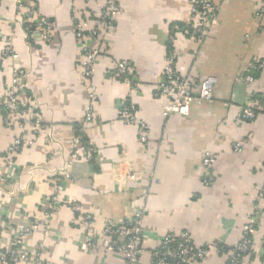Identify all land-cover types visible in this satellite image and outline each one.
Returning <instances> with one entry per match:
<instances>
[{"label":"crops","instance_id":"0c3cea01","mask_svg":"<svg viewBox=\"0 0 264 264\" xmlns=\"http://www.w3.org/2000/svg\"><path fill=\"white\" fill-rule=\"evenodd\" d=\"M18 1L33 4L38 17L53 23L50 42L36 31L27 40ZM106 1L0 3V251L10 252L21 228L51 213L48 202L53 183H58L60 198L80 205L83 213L63 206L53 213L47 229L26 233L21 250L31 260L124 264L122 257L104 251L100 239L95 248L85 245L89 236L83 217L94 214L98 237L107 223L130 221L145 210L146 240L139 264H151L163 236L183 231L195 246H210L203 260L191 264H227L249 218L260 210L253 250L243 264H264V68L251 71L253 83L244 79L253 63H264V0H211L218 9L217 25L203 43L186 35L189 0H116L118 15L99 27L96 20ZM75 19L88 21L99 35L92 42L99 56L88 82L82 74L84 52L77 42ZM7 43L18 58L2 57ZM169 50H174L182 75L218 80L213 99L194 103L188 117L163 116L166 98L159 89ZM119 61L133 66L138 95L132 96L114 75ZM16 68L26 72L23 101L29 96L35 100L43 134L32 147L21 150L13 170L6 158L20 129L5 120L3 103ZM125 100L147 122V144L139 142L136 128L122 120ZM89 105L93 121L88 123ZM248 108L257 116L242 120ZM24 123L21 129L30 135L32 126ZM78 128L95 148L92 162L72 156ZM48 135L54 138L51 146L45 141ZM237 142L243 145L235 152ZM208 152L217 156V162L215 182L207 187L203 160Z\"/></svg>","mask_w":264,"mask_h":264},{"label":"built area","instance_id":"2783aa9c","mask_svg":"<svg viewBox=\"0 0 264 264\" xmlns=\"http://www.w3.org/2000/svg\"><path fill=\"white\" fill-rule=\"evenodd\" d=\"M2 0H0L1 3ZM18 12L22 15L19 20L23 32L27 40L33 39V33L38 32L42 40L50 42L53 38L55 30L53 23L45 18L36 15L34 5H28L18 1ZM190 17L185 27L186 35L197 43H203L210 35L213 27L217 25V6L211 0H189ZM119 6L116 0H107L106 8L103 15L96 20L97 26L102 24H110L119 13ZM75 29L77 42L82 46L84 56L81 61L82 74L86 82L94 76L95 63L99 56V51L92 46V42L99 35L97 30L90 27V23L86 20L75 19ZM171 44H174L175 35H170ZM173 49V48H172ZM172 52V53H171ZM174 50H169L165 58V66L163 71V80L160 85L159 92L161 96L166 98V104L163 107V116L168 119L173 115L188 117L194 103H203L213 99V91L218 83L217 78L213 76L206 77L198 81L191 77L182 75L177 71ZM2 57L5 60L18 58V55L12 49L10 44H5L2 51ZM264 68V63L256 61L249 67V73L244 77L248 84L254 82V76L251 71H259ZM115 76H118L130 90L131 95H138L140 91L139 82L137 81L133 66L126 61H119L113 69ZM26 72L21 68H16L12 72V77L5 90V100L3 108L5 112V120L12 126H18L20 134H18L10 144L7 153V165L13 169L16 167L15 162L17 155L22 149L32 147L42 132V120L35 100L29 96L28 100L23 101L26 96ZM90 97L94 101L96 98V90L90 88ZM264 109V98L262 102ZM242 120H253L257 114L251 108L242 112ZM121 118L125 124L134 126L139 134V142L147 144L149 141V126L147 122L138 118L137 108L130 102L125 100L122 103ZM87 122L93 120V110L91 105L86 108ZM25 120L32 126L30 135L25 134L21 129L25 125ZM46 143L51 146L54 143L52 135H48ZM242 142H237L233 146L235 152L242 148ZM95 148L86 144L83 140L81 129H77V134L72 143V156L74 159L92 160L95 155ZM217 156L208 152L203 160L205 167V186H211L215 182V165ZM134 176V175H133ZM62 187L58 183H53V193L49 198V206L51 213H47L44 218H35L32 225L23 227L20 235L13 241V248L10 252L0 251V264H44L43 260L37 258L31 260L27 254L21 250L23 244L22 237L26 233L38 230V228L47 227L49 219L54 212L61 207H68L75 213H83L80 205L62 200L60 192ZM261 198L264 200V193ZM144 211L137 212L134 219L125 222H109L97 237L95 228V216L93 213H86L83 217L84 228L89 238L86 239V246L95 248L97 242L102 243L106 253L115 254L124 260V264H139L141 253L145 245V236L143 234ZM85 213V212H84ZM260 210L254 216H251L246 223L243 236L239 244L232 250L227 264H243V259L253 250L254 238L258 231V218ZM46 228V229H47ZM99 242V243H100ZM210 246L197 247L193 244L191 235L188 232H170L163 236L160 245L152 253L151 264H191L195 260H203Z\"/></svg>","mask_w":264,"mask_h":264},{"label":"trees","instance_id":"16d2710c","mask_svg":"<svg viewBox=\"0 0 264 264\" xmlns=\"http://www.w3.org/2000/svg\"><path fill=\"white\" fill-rule=\"evenodd\" d=\"M171 48H172V47H171ZM171 48H170V49H171ZM78 129H80V128H78ZM83 140H84V142L86 143V141H85L84 137H83ZM86 144H87V143H86ZM93 160H94V159H92V160H90V161L92 162Z\"/></svg>","mask_w":264,"mask_h":264}]
</instances>
